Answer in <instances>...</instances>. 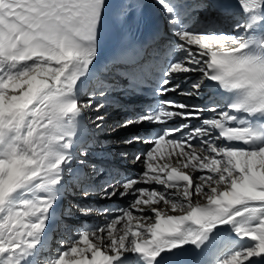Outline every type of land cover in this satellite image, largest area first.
I'll return each mask as SVG.
<instances>
[{"label":"snow or ice","instance_id":"obj_1","mask_svg":"<svg viewBox=\"0 0 264 264\" xmlns=\"http://www.w3.org/2000/svg\"><path fill=\"white\" fill-rule=\"evenodd\" d=\"M156 4L167 49L149 0H0V264H264V0ZM114 147L142 170L122 174ZM93 214L44 256L62 218Z\"/></svg>","mask_w":264,"mask_h":264},{"label":"bare ground","instance_id":"obj_2","mask_svg":"<svg viewBox=\"0 0 264 264\" xmlns=\"http://www.w3.org/2000/svg\"><path fill=\"white\" fill-rule=\"evenodd\" d=\"M190 3H192V2H190ZM208 17H209V15H208ZM211 17L214 19L210 18L211 21L209 20V22L217 21L218 22L217 24L218 25L220 24V26L224 27V30H225V28H228L227 26L230 23L229 20L220 16L219 13H216L213 11L211 13ZM203 18H204V15H202L201 11L196 12V11H192L191 9L189 10L188 22L192 23L193 21H195L196 23L193 24L194 27H195V25L198 24L199 20L203 19ZM197 78H198V75H193L190 79L194 80ZM182 87L185 90H187L188 84H183ZM111 151L113 153H117V155H115L117 157V161L123 165V167L120 168L121 172L127 171V172L132 173L135 176L136 174H138L142 170L143 166L141 164L133 165L131 163L133 158L132 159L129 158L130 156H128L127 161H125L124 159L121 160L120 156L118 155V152L120 151V149L114 147L111 149ZM67 198H69V196ZM130 199H131V197L128 198V200H130ZM74 200H73V196H70L69 201H67L68 203H65V200H63L61 203V206L57 209V213L60 214L59 213L60 209L64 210V209L68 208L70 202L71 203L77 202ZM98 200L89 199L87 201H81V202L91 204L98 209L101 207L116 209L118 206H120V207L126 206V204L128 202V200H125V199H114L113 201L102 200L103 202L102 201L100 202ZM103 223H104V217L102 215H96V214H93L89 217H83V218L80 217L79 215H76L73 220H65L62 218L59 222L58 228L53 229L52 232H50V234H49V242H50L49 243V249H48L49 253L47 255H45V253H46L45 252L44 256L45 257H54L56 254V251L59 249V244L56 241H59L60 239H63L65 241H70L71 239L74 238V233L77 229H80L81 227L100 225ZM54 230H56V231L54 232ZM56 238H57V240L53 243L52 240L53 239L55 240ZM222 249H223V244L219 239H217V240L213 241V243L211 245H209V249L207 250V253L204 255L199 254V257L201 260L210 261L212 259L213 255L217 251H220Z\"/></svg>","mask_w":264,"mask_h":264},{"label":"rangeland","instance_id":"obj_3","mask_svg":"<svg viewBox=\"0 0 264 264\" xmlns=\"http://www.w3.org/2000/svg\"><path fill=\"white\" fill-rule=\"evenodd\" d=\"M71 199H72V198H71ZM73 200H74V199H73ZM93 200H95V199H93ZM96 200H98V199H96ZM98 201H100V202H101L102 200H98ZM102 202H103V201H102ZM62 226H63V225H62ZM56 240H57V238H56L55 240L53 239V240H52V241H53V243H54ZM56 242H57V241H56ZM54 245H55V244H54ZM48 253H49V251H47V252L45 253V255H47Z\"/></svg>","mask_w":264,"mask_h":264}]
</instances>
